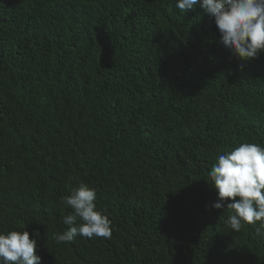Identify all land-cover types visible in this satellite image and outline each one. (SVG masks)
I'll return each mask as SVG.
<instances>
[{
  "label": "trees",
  "instance_id": "trees-1",
  "mask_svg": "<svg viewBox=\"0 0 264 264\" xmlns=\"http://www.w3.org/2000/svg\"><path fill=\"white\" fill-rule=\"evenodd\" d=\"M240 142L264 145V51L233 55L199 5L0 0V231L38 233L42 264H264L212 208ZM80 182L111 238L58 244Z\"/></svg>",
  "mask_w": 264,
  "mask_h": 264
},
{
  "label": "clouds",
  "instance_id": "clouds-1",
  "mask_svg": "<svg viewBox=\"0 0 264 264\" xmlns=\"http://www.w3.org/2000/svg\"><path fill=\"white\" fill-rule=\"evenodd\" d=\"M197 5L214 18L221 43L233 55L248 61L264 51V0H175L180 12ZM209 177L217 190L212 208L230 210L224 221L228 228L239 232L254 225L255 236L264 240V145L240 142L218 155ZM96 200V189L84 182L62 198L72 211L63 217L68 227L56 235L58 244L71 243L77 235L111 238L112 221L97 210ZM32 235L24 229L0 231V264H42L36 254L38 233Z\"/></svg>",
  "mask_w": 264,
  "mask_h": 264
}]
</instances>
